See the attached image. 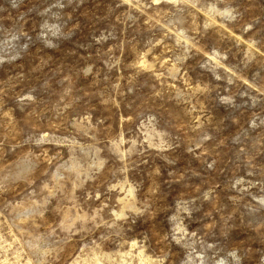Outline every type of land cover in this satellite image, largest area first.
Listing matches in <instances>:
<instances>
[{"label": "rangeland", "instance_id": "rangeland-1", "mask_svg": "<svg viewBox=\"0 0 264 264\" xmlns=\"http://www.w3.org/2000/svg\"><path fill=\"white\" fill-rule=\"evenodd\" d=\"M0 264H264V0H0Z\"/></svg>", "mask_w": 264, "mask_h": 264}]
</instances>
